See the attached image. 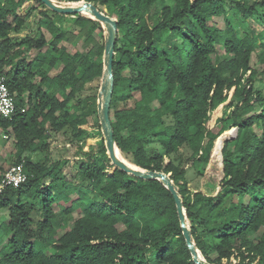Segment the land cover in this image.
Here are the masks:
<instances>
[{"label":"trees","instance_id":"obj_1","mask_svg":"<svg viewBox=\"0 0 264 264\" xmlns=\"http://www.w3.org/2000/svg\"><path fill=\"white\" fill-rule=\"evenodd\" d=\"M24 1L0 0V75L15 104L10 118L0 117V129L13 134L11 164L22 163L26 174L0 193V209L8 212L0 264H196L167 187L113 164L98 93L82 94L103 76L105 37L94 34L106 31L104 23L35 0L44 7L37 29L16 39L32 13L19 16ZM52 1L89 2L115 16L109 117L119 158L169 177L200 258L264 264V87L256 85L264 70L252 63L256 55L264 64V35L245 25L256 20L264 0ZM69 17L89 46L86 53L59 45L75 37ZM214 17H222L223 29L210 22ZM46 45L49 53L28 58ZM57 62L53 75L41 68ZM59 134L65 141L53 155ZM33 153L42 157L33 161ZM77 155V174L87 185L57 199L54 191L69 182L66 169ZM187 168L204 179L203 188L190 189ZM55 202L63 218L73 211L77 218L64 226Z\"/></svg>","mask_w":264,"mask_h":264},{"label":"rangeland","instance_id":"obj_2","mask_svg":"<svg viewBox=\"0 0 264 264\" xmlns=\"http://www.w3.org/2000/svg\"><path fill=\"white\" fill-rule=\"evenodd\" d=\"M32 9V13L29 15V18H25V23L21 29V31L17 34H13L12 36L15 37L16 39H20L21 36H23L27 31H34L35 29H37V23L38 20L41 19V15H37V12L39 9H44V7H41L37 1L35 0H25L24 3L22 4L20 10H19V16L23 17L24 14L27 12V10ZM155 9V7L151 8V11H153ZM111 17L115 19V16L113 14H111ZM72 17L67 18V24L69 26V31L72 32L75 37L72 41H67L66 39H63L59 45L65 47V49L69 52V53H74L75 51H80L82 53H86L89 46H87L84 41L83 38L80 36V34L78 33V28L72 24ZM210 22L215 24L217 27H219L220 29L224 28V21L222 19V17H214L210 19ZM246 27L253 28L256 31L260 30L262 31L263 35H264V8H261L259 10V13L256 17V20H252L249 19V21L246 22ZM102 28V27H101ZM40 30L43 32V34L45 35V37L47 39H50V33L48 32V30L44 27L41 26ZM95 37L97 39H102L103 36L106 38V31L101 29L100 34H98L96 36V34H94ZM262 45H260L258 47V51L260 52L262 49ZM51 47L49 45H46L45 47L41 48L40 50L37 49H33L31 51L28 52V58L32 59L36 56H44L47 53H49ZM223 49L221 47H217V53L219 55H221L222 57L225 56V54L222 52ZM252 63L254 64V67L257 70H264V64H261L259 62H257L256 60V55L253 56L252 59ZM35 67V66H34ZM61 67V64L59 62L55 63L53 66H49L46 65L45 63L42 65V68L44 69H48V71L50 73H56L58 68ZM36 68V67H35ZM102 84V78L100 79H95L92 82H90L89 84H87L86 89L84 92H82V94H88V93H99L100 91V87ZM257 87L262 88L264 87V77L262 78V80L257 81L256 82ZM55 89L51 90L53 93ZM92 123V119L90 118L88 125H90ZM87 127V126H86ZM99 137H95L91 140V144L93 146V148H95L96 146V141ZM52 142H51V146L53 147V155L58 154L60 148L62 147L63 143H64V137L62 136V134L59 135H55L52 138ZM59 149V150H58ZM181 151L184 152L185 155L188 154V149L185 147L183 148ZM14 150H13V140H7L3 138V132L0 129V176L1 174L10 166L12 165L11 163L13 162L14 159ZM65 155H68L67 153ZM42 157L41 154L39 153H33L31 154V158L33 159V161H37ZM81 156L77 155L74 158H72V160H70L68 167H70L71 169H66V174L69 176V182H67L66 185H60L54 192L56 194L57 199H62V198H70V197H74L76 195L77 192V188L81 187V186H86V182H84L77 174V165L79 164V162L81 161ZM187 167V166H186ZM187 180H188V185L190 187L191 190H197V189H201L205 186V181L202 177L198 176L191 168H187V174H186ZM49 182H46L45 185H47ZM84 206V205H81ZM53 209L55 210V212L57 213V220L63 222V225L66 226L68 224H70L71 222H73V220L75 218H77V213L76 211L71 212L70 214H68L67 216H65V218H63L60 215L59 209L57 207L56 202L53 205ZM8 212L7 209H0V239H3V242H5L6 240V236L5 233L2 229L3 224L6 223V221L8 220ZM38 243V242H37ZM1 247V245H0Z\"/></svg>","mask_w":264,"mask_h":264},{"label":"water","instance_id":"obj_3","mask_svg":"<svg viewBox=\"0 0 264 264\" xmlns=\"http://www.w3.org/2000/svg\"><path fill=\"white\" fill-rule=\"evenodd\" d=\"M39 1L44 3L48 8H50L55 12L67 13V14L84 12L104 23L106 28V38H105V47H104V55H103L105 62V69L102 76V84L100 87V91L98 93V116L101 125L102 135L107 147L108 155L111 161L113 162V164L123 169L124 171L141 179H148V180L158 179L167 187L168 191L171 193L174 199L182 233L193 260L195 261L196 264H209L208 262H206L205 260L199 257L198 252L192 242V238L186 226L185 218L182 212L180 197L177 194V191L174 188L169 177L164 173L157 171L136 170L131 166H129L128 164H126L124 161H122V159H120L116 153L111 122L109 117V105H110L112 89H113L112 64H113V47L116 38V20L111 16H107L101 13L96 8L95 5L89 2H84L74 7H66L52 0H39Z\"/></svg>","mask_w":264,"mask_h":264},{"label":"built area","instance_id":"obj_4","mask_svg":"<svg viewBox=\"0 0 264 264\" xmlns=\"http://www.w3.org/2000/svg\"><path fill=\"white\" fill-rule=\"evenodd\" d=\"M15 109L14 95L9 91L4 75H0V117L10 118ZM7 138L8 135L3 136ZM26 180L22 163L10 165L1 175L0 193L5 187H17Z\"/></svg>","mask_w":264,"mask_h":264},{"label":"crops","instance_id":"obj_5","mask_svg":"<svg viewBox=\"0 0 264 264\" xmlns=\"http://www.w3.org/2000/svg\"><path fill=\"white\" fill-rule=\"evenodd\" d=\"M10 67H6V69H9ZM41 68H42V66H41ZM61 67H59L58 68V70L57 71H59V69H60ZM42 70L43 71H47L48 69H44V68H42ZM50 75H53V74H55V73H50V72H48ZM35 79L36 80H38L39 79V77L38 76H35ZM54 92H55V90H54ZM2 132H3V136L5 135V134H7L8 135V137L7 138H4V139H7V140H13V134L11 133V132H9V131H7V132H5V131H3L2 130Z\"/></svg>","mask_w":264,"mask_h":264}]
</instances>
